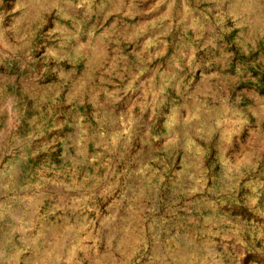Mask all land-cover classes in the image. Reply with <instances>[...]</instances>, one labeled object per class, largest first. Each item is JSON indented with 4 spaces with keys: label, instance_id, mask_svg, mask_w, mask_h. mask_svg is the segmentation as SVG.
I'll list each match as a JSON object with an SVG mask.
<instances>
[{
    "label": "clouds",
    "instance_id": "clouds-1",
    "mask_svg": "<svg viewBox=\"0 0 264 264\" xmlns=\"http://www.w3.org/2000/svg\"><path fill=\"white\" fill-rule=\"evenodd\" d=\"M261 82L264 0H0V264H264Z\"/></svg>",
    "mask_w": 264,
    "mask_h": 264
},
{
    "label": "rangeland",
    "instance_id": "rangeland-1",
    "mask_svg": "<svg viewBox=\"0 0 264 264\" xmlns=\"http://www.w3.org/2000/svg\"><path fill=\"white\" fill-rule=\"evenodd\" d=\"M255 71V70H254ZM258 86H262L264 87V82H261L260 84H258Z\"/></svg>",
    "mask_w": 264,
    "mask_h": 264
}]
</instances>
